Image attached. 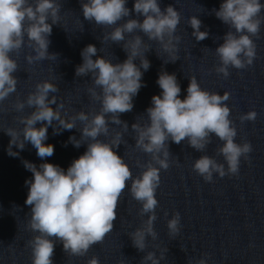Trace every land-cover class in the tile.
I'll return each mask as SVG.
<instances>
[{
	"label": "clouds",
	"instance_id": "clouds-1",
	"mask_svg": "<svg viewBox=\"0 0 264 264\" xmlns=\"http://www.w3.org/2000/svg\"><path fill=\"white\" fill-rule=\"evenodd\" d=\"M127 2H81L85 20L97 25H115L103 40L123 41L127 54L123 62L114 64L98 56L95 45L89 44L81 50L82 63L76 67L75 75L91 74L94 87H90L88 92L93 100L100 103L98 112L79 111L73 116L62 114L63 103H57L56 95L50 97V93L58 91L56 84L50 80L38 82L24 101H17L14 105L17 112L26 105L33 110L27 116L19 117L22 129L8 128L5 131L11 137L6 149L10 156L19 154L12 151L13 145L23 149L25 142L31 143L41 160L52 156L54 146L45 143L49 126L54 134H60L63 130L75 128L76 121H80L83 124L81 139L91 141L87 143L85 152L74 159L66 170L48 162L37 166L24 161L25 168L32 173V178L25 181L28 186L25 204L31 206L28 227L38 233L29 241L32 264H53L52 256L57 242L70 256H83L93 244L102 242L113 229L118 201L129 180L128 191L141 203L140 215L147 214L142 226L130 236L133 246L143 251L146 236L156 238L153 229L158 204L156 190L160 184L161 169L169 167V141L180 144L187 140L188 146L196 151H203L213 135L223 142L218 153L225 163L202 155L192 164L193 170L206 182L212 181L214 173L221 178L236 174L241 157L247 159V154L252 150L248 142H235L237 130L229 118L230 108L224 103L229 98L228 92L221 95L204 90L193 76L189 78L184 90L186 95L181 99L177 77L175 73L169 74L167 71L158 74L156 83L162 91L152 96L151 106L145 110L148 122L131 125L136 134L135 146L151 155L147 164L137 162L143 169L138 176H132L129 165L116 152L122 144L121 131L113 129L111 138L106 142L98 138L110 135L109 123L120 125L125 132L128 130L127 122L119 116L132 110L133 98L143 86L142 69L147 71L150 67L145 57L149 46L140 35L126 39V34L139 30L148 40L160 44L168 55L166 63L179 59L177 44L181 38L174 35L180 23L179 12L172 5L161 10L159 0H133L131 11L143 19H124L130 15ZM262 9L264 3L261 0H221L219 8L213 9L216 18L229 29H234L225 33L223 43L215 49L220 62L215 71L225 78L229 76L230 66L242 69L252 65L256 56L252 37L258 38L261 23L264 22V16L260 15ZM59 10L58 0H0V102L15 92L17 87V78L13 74L18 65L10 53L27 44L34 52V55L26 56L29 64L56 57L57 54L49 53L48 47L52 26L60 20ZM122 19L124 22L118 23ZM188 25L193 29L191 35L196 41L207 38L208 32L200 30L201 21L196 16L189 18ZM137 58L139 65L134 63ZM255 118L256 112L249 111L240 120L251 121ZM37 123L39 127H36ZM81 139L69 136L66 145L72 143L78 148L82 144ZM179 222V213L168 220L167 227L171 234L178 232ZM162 258L163 254L157 257L155 253L148 252L143 257V264H160ZM87 264H99V260L92 257ZM197 264H206V260L200 259Z\"/></svg>",
	"mask_w": 264,
	"mask_h": 264
},
{
	"label": "water",
	"instance_id": "water-1",
	"mask_svg": "<svg viewBox=\"0 0 264 264\" xmlns=\"http://www.w3.org/2000/svg\"><path fill=\"white\" fill-rule=\"evenodd\" d=\"M81 2L83 0H58L60 20L52 26L48 47L49 53L57 54L54 59L29 64L26 56L34 55V52L27 44L10 53L18 67L13 74L17 78L16 91L0 102V264H32L29 241L38 233L28 227L31 206L25 204L28 194L25 181L32 178V173L25 168L24 161L37 166L48 162L66 170L91 142L88 138L81 139L83 124L76 121L75 128L63 130L60 134H54L49 126L45 143L54 146L52 156L41 160L29 142H25L23 149L13 145L12 151L19 154L10 156L6 149L11 137L5 131L8 128L22 129L19 117L27 116L33 110L26 105L17 112L14 105L17 101H24L38 82L50 80L58 89L56 93H50V97L56 95L57 103H63L62 114L73 116L79 111L96 113L100 103L93 100L88 92L90 87H94L91 74L75 75L76 67L82 63L81 50L89 44L95 45L97 55L114 64L127 58L123 41L103 40L115 25L109 27L85 20ZM159 2L161 10L172 5L180 14V23L174 33L181 38L177 44L179 59L166 63L168 55L157 41L148 40L139 30L126 34V39L140 35L149 46L145 57L150 67L147 71L142 69L143 86L133 98L132 110L119 116L127 122L128 130L125 132L120 125L109 123L110 135L98 138L106 142L111 138L113 129L121 131L122 144L116 152L129 165L132 176H138L143 169L137 162L145 165L151 160V155L135 146L136 134L131 125L148 122L145 110L151 106L152 96L162 91L156 83L158 74L167 71L175 73L181 87V99L186 95L184 90L189 78L193 76L204 90L221 95L228 92L229 98L224 103L230 108L229 118L237 130L235 142H248L252 150L247 159L241 157L236 174L221 178L214 173L212 181L206 182L193 170L192 164L202 155L225 163L218 153L223 142L213 135L203 151H196L188 146L187 140L180 144L169 141V167L161 169L160 184L156 190L158 204L153 222L156 238L146 236L143 251L132 244L130 236L142 226L147 214L140 215L141 203L128 191L129 180L118 201L113 229L103 241L93 244L83 256H70L57 242L53 264H87L92 257H96L99 264H143V257L148 252L155 253L157 257L163 254L160 264H197L200 259H205L206 264H264V22L261 23L258 38L252 37L256 45L252 65L242 69L230 66L229 76L225 78L215 71L220 64L215 49L223 43L225 33L234 29H229L213 12V9L219 8L221 0ZM261 2L264 3V0ZM126 7L130 15L124 19H143L131 11L133 0H128ZM260 15L264 16V9ZM192 16L201 21L200 30L208 32L204 40L196 41L191 35L193 29L188 20ZM124 19L118 23H123ZM134 63L139 65V58ZM249 111H255L256 118L242 122L240 117ZM39 126L37 123L36 127ZM69 136L81 139V146L66 145ZM175 213L180 216L179 230L171 234L167 223Z\"/></svg>",
	"mask_w": 264,
	"mask_h": 264
}]
</instances>
